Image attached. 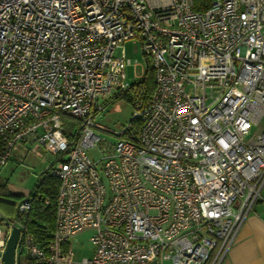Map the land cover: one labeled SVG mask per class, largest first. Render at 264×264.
I'll return each mask as SVG.
<instances>
[{
	"label": "built area",
	"instance_id": "obj_1",
	"mask_svg": "<svg viewBox=\"0 0 264 264\" xmlns=\"http://www.w3.org/2000/svg\"><path fill=\"white\" fill-rule=\"evenodd\" d=\"M132 38L149 93L126 78ZM18 141L54 157V226L39 240L0 212V264L13 227L15 264H67L87 230L81 264H221L264 203V0H0V169Z\"/></svg>",
	"mask_w": 264,
	"mask_h": 264
},
{
	"label": "rangeland",
	"instance_id": "obj_2",
	"mask_svg": "<svg viewBox=\"0 0 264 264\" xmlns=\"http://www.w3.org/2000/svg\"><path fill=\"white\" fill-rule=\"evenodd\" d=\"M123 45L126 56L130 58L132 62L138 61L140 63L135 68L133 65H128L125 69L127 80L132 82L134 81V72L141 73L144 71L147 62L145 56L141 52L138 39L132 38L126 40ZM117 53L118 49L116 50V54ZM132 111V102L129 101L128 97L121 96L115 98L107 105L106 111L99 122L111 130H119L121 125L130 119ZM99 134L102 137H106V139L110 138L109 135L105 136L104 133L99 132ZM88 153L93 159H97L101 155L97 147L90 149ZM53 161L54 157L37 143L18 141L12 148L9 162L0 169V183H8L12 186L13 190L15 189L26 194L34 188L41 174ZM24 198L26 197H20L9 193L0 195V212L5 213L6 211L9 212L10 215H13L15 206ZM89 233V231H86V235H89ZM87 243V239H84L82 243L74 244V247L75 249H84L87 247ZM20 264H26V262L22 261Z\"/></svg>",
	"mask_w": 264,
	"mask_h": 264
},
{
	"label": "trees",
	"instance_id": "obj_3",
	"mask_svg": "<svg viewBox=\"0 0 264 264\" xmlns=\"http://www.w3.org/2000/svg\"><path fill=\"white\" fill-rule=\"evenodd\" d=\"M146 88V92L149 93L153 88V70L147 62L146 69L143 78L139 81ZM131 98L127 95H121ZM119 96V97H121ZM59 180L56 176L48 174L45 171L41 174L38 182L32 190L23 194L18 190H13L12 186L8 183H0V195L14 194L20 197H32L31 207L27 214L21 215L14 208V216L21 219L27 226V228L39 239H47L50 236V232L54 226L55 218V199L58 191ZM7 209V208H6ZM5 214L10 215L5 211ZM27 264H33L28 262Z\"/></svg>",
	"mask_w": 264,
	"mask_h": 264
},
{
	"label": "crops",
	"instance_id": "obj_4",
	"mask_svg": "<svg viewBox=\"0 0 264 264\" xmlns=\"http://www.w3.org/2000/svg\"><path fill=\"white\" fill-rule=\"evenodd\" d=\"M89 235L83 231L68 242L66 247L72 254L67 264H81L82 258L91 255ZM84 239L88 241L87 247L75 249L74 244L82 243ZM221 264H264V203H256L248 213Z\"/></svg>",
	"mask_w": 264,
	"mask_h": 264
},
{
	"label": "water",
	"instance_id": "obj_5",
	"mask_svg": "<svg viewBox=\"0 0 264 264\" xmlns=\"http://www.w3.org/2000/svg\"><path fill=\"white\" fill-rule=\"evenodd\" d=\"M19 238V229L13 227L2 254V264H15V250Z\"/></svg>",
	"mask_w": 264,
	"mask_h": 264
}]
</instances>
